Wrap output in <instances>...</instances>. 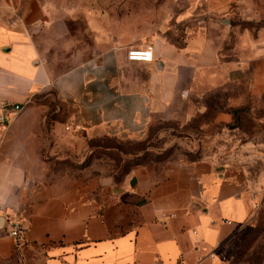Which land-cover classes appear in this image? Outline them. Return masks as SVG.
<instances>
[{"label": "crops", "instance_id": "1", "mask_svg": "<svg viewBox=\"0 0 264 264\" xmlns=\"http://www.w3.org/2000/svg\"><path fill=\"white\" fill-rule=\"evenodd\" d=\"M202 1L210 32L189 31L179 45L155 40L144 61L129 60L132 44L108 36L78 59L50 0H0L2 262L24 264L31 249L43 264H225L219 245L248 214L243 189L227 176L238 173L232 142L223 165L198 158L169 162L160 174L134 168L110 189L105 173L89 168L111 148L106 138H134L153 115L174 116L208 79L244 78L262 91L264 0ZM36 16L47 23L32 31L26 23ZM66 52L70 65L57 70L50 56ZM256 127L264 135V119ZM58 161L86 170L63 175ZM110 195L118 198L105 204ZM13 219L25 228L19 246Z\"/></svg>", "mask_w": 264, "mask_h": 264}, {"label": "rangeland", "instance_id": "2", "mask_svg": "<svg viewBox=\"0 0 264 264\" xmlns=\"http://www.w3.org/2000/svg\"><path fill=\"white\" fill-rule=\"evenodd\" d=\"M50 1L54 16L64 18L59 21V31L73 37L78 59L92 54L100 36L120 37L130 45L155 40L179 45L189 31L206 28L210 32L212 27L199 18L206 13L202 0ZM46 23L36 16L26 24L34 31ZM68 54H51V63L57 70L70 65L65 59ZM256 119H264V87L254 93L248 79H208L199 91L186 96L182 109L174 116L153 115L145 131L134 138H106L105 145L111 148L98 150L89 168L92 172L103 171L110 179L104 184L110 189L121 186L125 174L134 168L160 174L169 162L198 158L223 165L225 152L230 150L225 143L232 142L240 154L233 166L238 173L227 176L234 177L243 189L248 214L224 238L219 251L225 264H264V135L258 131ZM55 167L63 175L76 177L86 170L85 163L58 161ZM241 176L244 179L240 180ZM117 198L110 195L105 204ZM27 259L24 264H43L38 250L30 249ZM16 262L0 260V264Z\"/></svg>", "mask_w": 264, "mask_h": 264}, {"label": "built area", "instance_id": "3", "mask_svg": "<svg viewBox=\"0 0 264 264\" xmlns=\"http://www.w3.org/2000/svg\"><path fill=\"white\" fill-rule=\"evenodd\" d=\"M126 56L129 60H144V61H151L153 59L152 54V45L145 44V45H132L128 47ZM0 125L4 126L7 125V117L6 111L0 113ZM11 226L9 229L10 234L15 236L16 238V246L21 245L24 243V227L21 224L20 220L13 219L11 222ZM15 264H22L21 261H18Z\"/></svg>", "mask_w": 264, "mask_h": 264}, {"label": "water", "instance_id": "4", "mask_svg": "<svg viewBox=\"0 0 264 264\" xmlns=\"http://www.w3.org/2000/svg\"><path fill=\"white\" fill-rule=\"evenodd\" d=\"M19 107V105H15V106H7L5 107L6 110H9V109H14V108H17ZM115 189H119V188H115Z\"/></svg>", "mask_w": 264, "mask_h": 264}]
</instances>
